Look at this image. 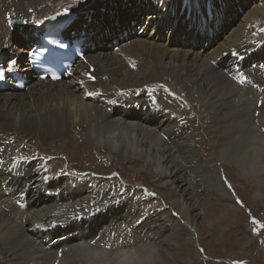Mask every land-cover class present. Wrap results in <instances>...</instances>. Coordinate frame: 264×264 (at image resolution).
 I'll return each instance as SVG.
<instances>
[{
	"label": "bare ground",
	"instance_id": "6f19581e",
	"mask_svg": "<svg viewBox=\"0 0 264 264\" xmlns=\"http://www.w3.org/2000/svg\"><path fill=\"white\" fill-rule=\"evenodd\" d=\"M94 1L0 0V62H7L11 68L14 64L25 65L24 48L27 43V47H30L35 42L34 29L47 15L71 7L77 13L75 20L73 19L75 24L78 19L81 20L95 9L91 5ZM138 1V8L143 7V3H157L152 6L157 10L159 19L154 26L159 32L162 33L163 30L158 27L161 12L164 16L163 23L166 24L169 18L173 20L172 28L179 26L181 22L186 23L187 31L194 28L187 33L192 38H201L212 30L213 35L217 30L214 29L221 27L216 22L218 19L221 22L223 17H219L225 13V9L218 6V0ZM262 6L263 0L254 8L253 13L244 17V27L233 29L225 43L220 45L222 47L226 42L229 43L230 47L227 49L241 56L238 64L240 76H230V69H224L223 64L232 61L233 55L229 56L227 53L228 57H224L227 55L222 56V51L203 62L187 63L188 60L184 58L182 62L167 67L162 63L163 58L169 55L167 47L161 49L156 42L140 37L129 38V41L119 37V47L115 50L105 43L114 38L112 34L101 37L96 32L92 35L88 32L91 30L89 27L90 30L84 31L85 42L91 45L95 43L97 50L104 45L106 50L100 49L99 53L88 47L87 55L80 60L82 73L76 66L71 70L72 77L81 76L77 80L79 83H76L86 86L83 87L86 95L77 94L75 84H71L72 81L68 78L57 82L41 80L31 75L30 69H27L25 76H30L31 81L25 90L17 91L10 84L0 89V134L14 131L18 135L27 133L48 140L50 135L56 134L58 137L70 129V133L81 138V141L87 142L90 139L97 151L107 148L128 161L136 160L140 167L157 171L161 182H168L174 187L173 202L182 207L181 217L189 223L190 210L195 209V206L186 196L192 193L194 187L183 179L184 171L179 160H184L186 164L199 163L201 167H204L205 162L189 121L176 114L186 113V108L171 99L175 109H166L151 86H158L165 74H169L173 80V91H185L184 87L187 86L195 94L198 103L208 111L212 125L220 133L221 143L217 146L216 154L224 161L226 159L234 163L233 167L242 175L253 174L259 176V183L264 182V168L262 171L257 168L264 165V144L261 143L264 140V77L259 75V66L264 63V45L252 48L258 40H264V28L260 25L264 11ZM146 13L150 14L144 13L142 16L152 15L154 11ZM90 16L94 20H88L89 23L98 22L100 17ZM19 18L27 20L24 27L17 21ZM154 19L155 15L151 21L154 22ZM146 25L142 26L144 34H147ZM114 26L117 30L121 25L113 24L111 32H114ZM20 31L23 35H20ZM175 32L177 31H173L171 41L174 40ZM232 47L234 48L231 49ZM175 52L182 55L183 50ZM141 67L146 68L143 71L146 79L153 82L146 84L139 81ZM241 76L247 80L256 78L257 85L247 83L245 79L244 83H240ZM91 92H100L101 96L96 99ZM140 100L153 105L155 112L131 113L114 107L117 102L134 103ZM226 121L232 123L231 129L224 125ZM75 128H78L79 131L76 132H81V135L75 133ZM87 148L80 146L77 149L83 153L89 152ZM41 155L42 153L33 156L27 152L22 153L21 149L0 137V159L8 163H24L28 175L26 182L19 185V193H28V206L24 210L17 206L21 202L18 198H12L6 193L15 186V178L11 173H0V264H168L169 261L162 258L163 254L152 240L149 243L130 244L132 230L128 225L130 217L125 213V205L131 200L117 197L116 192L119 190L116 187L104 196L89 179L80 178L78 173L65 177L56 176L48 161L46 162L47 159ZM48 178H52V190L62 189L59 200L41 195V183ZM32 180L34 183L30 184ZM81 214H86L91 220L72 222L70 226H65L63 234L69 237L58 241V246L55 244L47 247L43 240H38L45 234L33 232L35 226L50 225L54 221L65 224L67 222L63 221ZM104 216L107 217L106 220ZM118 216L121 217L120 222ZM145 225L153 226L151 223ZM48 234L52 237L51 232ZM178 236L176 233L172 237L176 239Z\"/></svg>",
	"mask_w": 264,
	"mask_h": 264
},
{
	"label": "rangeland",
	"instance_id": "374dc122",
	"mask_svg": "<svg viewBox=\"0 0 264 264\" xmlns=\"http://www.w3.org/2000/svg\"><path fill=\"white\" fill-rule=\"evenodd\" d=\"M218 1V6L225 9V13L219 17H223L222 21L219 22L218 19L216 22V24H221V27L218 28L217 26L214 31L217 30L213 35L212 30L201 38H195V36L192 38V36L187 34L194 28H189L190 30L187 31L186 23L181 22L179 26L176 25L172 28L174 23L170 18L166 24L163 21L160 23L158 27H162L160 29L163 30L162 33L159 32L154 26L159 19L156 13L157 10L152 6L154 3L152 5L143 3V7L139 6L138 8L137 6L140 4L138 0H95L91 4L95 9L72 25L73 27H78L85 21L94 20L90 15H100L97 23L101 26V30L97 32V35L100 34L101 37H104L114 33L110 32L112 23L118 24L120 22L119 24L123 25L133 18L147 19L148 16L153 18L155 15L156 19L153 20L154 22L150 21L148 25L152 29L156 28V34H150V39L147 35L139 37L146 41L156 42L161 49L167 47L169 55L163 58L162 63L164 66L169 67L174 65V63L182 62L184 58L188 60L187 63L203 62V60L205 61L221 51L223 52L222 56L224 54L227 55V53L229 56L233 54V51L227 49L230 47L229 43L227 44L226 42L222 47L220 45L225 43L228 36L233 33V29L244 27V17L253 13L254 8L259 5L261 0ZM262 8L264 9V0ZM139 10H141L140 14ZM149 10L150 12L154 11V13L142 16L144 13L150 14L146 13ZM150 17L149 20L152 19ZM20 19L22 18L17 21ZM108 22L109 25L107 24ZM94 24L95 22L92 23V25ZM240 24L242 26H239ZM260 25L264 28V11ZM116 28L114 26L112 31L116 30ZM152 29H149V31L151 32ZM173 31L177 32L174 33V40L171 41ZM15 33L17 36V32ZM111 39L109 41H112ZM109 41H107L106 45L112 47L109 45ZM105 47L103 45L99 50H97L98 48L95 50L100 53V49L102 51L106 50L104 49ZM177 50H183L182 55L176 54L175 51ZM187 52L188 56L186 55ZM224 57H228V55ZM81 65L79 63L76 68L82 73ZM144 70L146 68L141 67V74L138 75L139 81L146 84L153 82L151 79H146ZM80 77H72L68 78V80L72 81L70 82L71 84H75L74 90H77V94L86 95V90L83 88L86 86L77 84L79 83L77 80ZM162 78L158 86L152 85L151 87H154L157 98L166 109H175L171 99L173 102L178 103L179 106L186 108V113L176 114L189 121L193 132L197 136V145L199 151H201L200 155L205 162L203 163L204 168L199 163L186 164L184 160H179L184 171L183 179L194 187L192 193L186 196L195 206V209L192 208L190 210L189 223L181 217L182 207L173 202L174 187L168 182H161L159 180L160 174L157 171H148L140 167L138 161H128L125 157L117 155L115 151L107 148H100L97 151V147L90 139L87 142L81 141V138L70 133L72 131L70 129L64 135L58 137L56 134L50 135L47 137L48 140L40 139L35 135L30 136L27 133L18 135L14 131L3 132L0 137H3L9 144L21 149L22 153L27 152L32 156L42 153L41 156L45 160L47 159L46 162L48 161L49 167L56 173V176L65 177L71 173L75 175L78 173L80 178L89 179L91 184L100 189L104 196H107L116 187L119 190L116 192L117 197H126V200H131L125 205V213L130 217L127 220L128 225L130 226V231L132 230L129 238L130 244L149 243L152 240L157 249L160 250L161 255L163 254L162 258L170 262L168 264H240V262H244V264H264V228L252 223L253 218H255L261 224H264V182L259 183L257 181L259 176L253 174L242 175L238 169L233 167L235 166L234 163L226 159L224 161L222 157L216 154V149L221 143V136L212 125L208 111L203 108L201 103H198V100L194 97L195 94H192L191 90L187 89V86L184 87L186 92L184 89L173 91L171 88L173 80L170 75L165 74ZM162 94L167 96L164 97ZM128 111L138 112L134 109ZM231 124L229 121L224 123L230 129ZM76 131H79L78 128H75V133L81 135V132ZM261 143L264 144V140ZM261 143L258 144L262 145ZM85 144L89 152L82 153L77 148L80 146L86 148ZM263 166L257 167L260 168L259 171H262ZM257 191L259 194H257ZM27 206L23 201L21 208L25 210ZM106 218L104 216V220ZM117 218L120 222L121 217L118 216ZM155 218L156 222H154ZM147 223H151L153 226H146L145 224ZM189 224L192 225L194 230L190 228ZM43 227L42 225L35 226L33 232L37 233L39 232L38 230L42 232ZM253 229L258 230L253 231ZM176 233L179 236L174 239L172 236ZM45 236L51 240L48 233ZM43 237L38 240L41 241ZM117 240L120 241L119 238ZM56 245L58 246L59 244Z\"/></svg>",
	"mask_w": 264,
	"mask_h": 264
},
{
	"label": "snow or ice",
	"instance_id": "6c2138e0",
	"mask_svg": "<svg viewBox=\"0 0 264 264\" xmlns=\"http://www.w3.org/2000/svg\"><path fill=\"white\" fill-rule=\"evenodd\" d=\"M233 54H235V53H233ZM0 78H2V77H0ZM90 78L94 79V77H90ZM244 79H245V78L241 76V77L239 78V82H240V83H244ZM229 187H231V185H229ZM153 195H154V194H153ZM252 223H253V224H257V225H259L261 228H264V224H261L260 221L256 220L255 218H253ZM257 230H258V229H253V231H257ZM240 264H244V262H240Z\"/></svg>",
	"mask_w": 264,
	"mask_h": 264
},
{
	"label": "water",
	"instance_id": "95a60500",
	"mask_svg": "<svg viewBox=\"0 0 264 264\" xmlns=\"http://www.w3.org/2000/svg\"><path fill=\"white\" fill-rule=\"evenodd\" d=\"M189 226H190V228H191L192 230H194V228L192 227V225H191V224H189Z\"/></svg>",
	"mask_w": 264,
	"mask_h": 264
}]
</instances>
